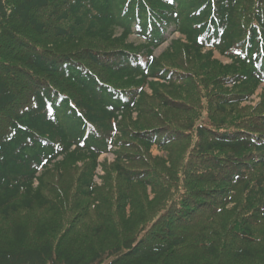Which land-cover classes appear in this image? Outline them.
Masks as SVG:
<instances>
[{
	"label": "trees",
	"instance_id": "trees-1",
	"mask_svg": "<svg viewBox=\"0 0 264 264\" xmlns=\"http://www.w3.org/2000/svg\"><path fill=\"white\" fill-rule=\"evenodd\" d=\"M260 88L264 0H0V264H264Z\"/></svg>",
	"mask_w": 264,
	"mask_h": 264
},
{
	"label": "rangeland",
	"instance_id": "rangeland-1",
	"mask_svg": "<svg viewBox=\"0 0 264 264\" xmlns=\"http://www.w3.org/2000/svg\"><path fill=\"white\" fill-rule=\"evenodd\" d=\"M165 36L167 37L165 43L163 45H161L160 47L156 48L155 51H154V55L156 56V58L158 59H162V58H166V61H170V62H175V61H172V60H169L168 58L171 57L170 56V53H169V49L170 47L173 45L174 41L176 40H180L181 39V35L179 33H175L173 31V28L171 27L167 33L165 34ZM130 41H132L133 43H135L136 45H141L142 42H143V39L140 38V37H136L135 35L134 36H131L130 37ZM173 41V43H171ZM93 44H97L99 45L101 48H109L111 47L112 45L108 44V43H101V42H95L93 41L92 42ZM168 50V51H167ZM209 50V49H208ZM214 58L218 59V60H221L224 64H228L230 63L231 61L225 57H223L220 53H218L217 51L215 52L214 54ZM263 87V86H262ZM152 90L147 87V93L149 94H152L151 93ZM263 89L260 88L254 95H252V97L250 98L249 101H247L246 103H244V105H251V106H255L257 105L260 101H261V96L263 94ZM134 116H136V113H134ZM135 118V117H134ZM173 147V155L174 158H176L175 156H179V154L181 153V151L183 150V147L184 146H177L175 144H172L171 147ZM151 155L155 156V157H163L165 159H167V156H168V153L167 151L163 150V149H160L159 147L157 146H153L151 151H150ZM114 154L113 153H105L103 155H101L98 159V165L96 166L95 168V171H94V174H93V184L97 187H102L104 185V182H103V177H105L106 173H105V170L103 168L104 164H111L113 161H114ZM62 157L59 159L61 160ZM87 163L86 160L82 161V162H78V163H75L72 165V169H70V173H67L64 175L63 179H55L52 180L51 182L53 183H50L52 185H55V184H58V185H64V187H66L68 184H71L74 180V177L76 176V172L73 171V169H76L79 171V169L81 170V168H83L84 164ZM55 173H53L51 170H49V174L48 175H53ZM80 174V173H79ZM54 177V176H53ZM51 185V186H52ZM137 190V189H136ZM147 192L148 194L151 196V198L154 199V194L153 192L151 191V188L148 187L147 189ZM152 199V200H153ZM31 216L33 218L34 217V214L31 213L28 215V217L31 219ZM38 217H36L37 219ZM260 260L256 261V263H258ZM255 263V264H256Z\"/></svg>",
	"mask_w": 264,
	"mask_h": 264
}]
</instances>
